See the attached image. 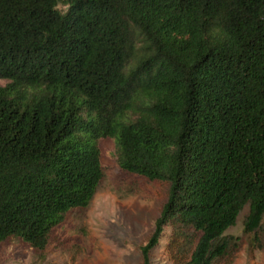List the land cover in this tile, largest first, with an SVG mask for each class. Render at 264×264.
<instances>
[{"label":"trees","instance_id":"1","mask_svg":"<svg viewBox=\"0 0 264 264\" xmlns=\"http://www.w3.org/2000/svg\"><path fill=\"white\" fill-rule=\"evenodd\" d=\"M0 78V245L85 209L109 138L169 182L141 264L264 248V0H0Z\"/></svg>","mask_w":264,"mask_h":264},{"label":"rangeland","instance_id":"2","mask_svg":"<svg viewBox=\"0 0 264 264\" xmlns=\"http://www.w3.org/2000/svg\"><path fill=\"white\" fill-rule=\"evenodd\" d=\"M64 10L66 5L58 3ZM6 79L0 78V84ZM104 175L85 209L66 215L42 250L11 239L0 245V264H141L140 245L167 198L169 182L149 181L123 172L112 139L99 140ZM227 232L241 235L242 215ZM150 251L151 264H167L163 244ZM231 264H264V248L252 249L245 237Z\"/></svg>","mask_w":264,"mask_h":264}]
</instances>
